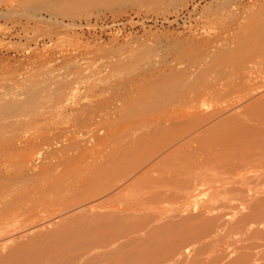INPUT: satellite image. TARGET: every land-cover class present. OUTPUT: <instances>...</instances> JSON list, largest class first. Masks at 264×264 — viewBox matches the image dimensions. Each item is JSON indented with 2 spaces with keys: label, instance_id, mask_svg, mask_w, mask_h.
<instances>
[{
  "label": "rangeland",
  "instance_id": "1",
  "mask_svg": "<svg viewBox=\"0 0 264 264\" xmlns=\"http://www.w3.org/2000/svg\"><path fill=\"white\" fill-rule=\"evenodd\" d=\"M257 13L259 14V16ZM253 14L254 15L257 14V15L254 16ZM263 17H264V0H0V106L1 105L5 106L7 104L9 105L11 104L10 106H12L13 104L14 105L13 108H16V109H13V108L11 109L10 106L8 105L9 107L7 108L6 106L7 108L6 110L3 109L0 111L1 115L6 111L5 112L6 114H3L2 116L0 115L1 116L0 118V127H1L0 128V149H3L4 147L3 151L0 150L1 151L0 155L2 154L0 156V169L2 170V171L0 170V174H1L0 179L2 177L4 178V179L2 178L1 180L3 182L8 183V186L10 187L9 189H13L15 187L14 186L15 184L16 185L21 184L23 186L24 184L27 185V182H28L29 186L32 187L31 188L32 190H30V192L33 191L32 192L33 194L35 192L34 189H36V192H37L39 190V187L43 185L47 187V186H50L49 185L50 183H52L51 184L52 187L50 186V191L51 189L52 190L54 189L52 192L48 193L47 191L44 194V191L49 190V188L45 187V190H42L44 189V186H43L42 189L40 188L39 190L41 192L43 191V193L40 192L42 195L39 196L38 194L39 191L37 193L35 192L36 193L35 195H32V193L30 194L32 195L30 196L32 202L36 201L38 197L40 199V201L39 199H38V202L36 201L37 203H39V207H37L38 204L35 202L36 203L35 208H38L39 210L41 205H43L42 208H44V205H45V208L43 210L40 209L42 212L39 210L40 213H38V216L40 214V217H41L42 216L41 213H42L43 217L44 215L45 216L47 215L48 218H52L56 216L58 212H60L59 209L61 210L63 203L65 205L66 202L69 203L67 201L68 199L70 198L75 199L74 196L76 192H74L75 194L72 193L74 194L72 195L71 193H66V191L71 192V189H72L74 191H77V193H80L82 188L85 187L84 185L87 183L92 188V190H93V186L95 187L97 185H100L101 187L103 183L102 184H98V183L99 181L101 182L102 179L103 180L105 179L103 177H104V174L106 176V173L103 174L102 172H107L106 170L108 168H106L105 170V167L110 166L107 163H110L111 159H113L112 166H114L115 163L121 161L120 159L121 157L122 159L125 156L128 157L129 152L130 154H133V155H136L137 152H141L142 151L140 150L141 148H139V150L136 151V148L134 147H137L138 149V147H142L145 144L149 145L150 144L149 139H151V144L149 146L146 145L147 147L145 146L147 149V152L152 146L156 145V143H159L165 137L171 136V123H169L171 122V120L173 121L174 124H176L177 128L179 127L183 128L187 126L188 122L192 119L204 117L206 115H212L219 111H221L222 113H220L217 119L226 117L230 112H232L236 108L235 100L241 96V95L237 96L238 93H236L235 95L231 93L232 89L235 88L233 87L234 83L235 85L238 84V82L246 84L243 86V89H244L243 93L242 91H240L242 95L247 93L248 89L250 92V87L248 88L247 85L251 84V82L256 83V84H264V78H263L264 77V67H262V64L259 65V63L262 60H264V50L262 53H257L256 48L254 47L255 51L253 49L252 50L253 52L250 51L251 53L249 52V54H246L245 60H241V59L235 60V58L229 57V54L234 49L239 48V46L241 45V42L245 43V41H248L249 43L251 42H255L258 44L264 43V18ZM247 20H248V23L246 22ZM250 20H252V22L254 23H252ZM261 20H262V23H261ZM257 22L260 24H257ZM245 23L246 25H244ZM249 23L251 24V27H248L250 26ZM246 26L248 28H246ZM239 35L242 37L240 38ZM231 46L232 47L234 46V47L232 48ZM219 53L221 56L219 55ZM246 56L248 57V59L254 58L252 59V61L251 59L249 60L251 61L253 65L249 63L248 59L246 60ZM259 56L263 58L260 57L259 59ZM229 58L232 60L227 61V59ZM252 71H254V73H252ZM259 71L261 72V74L259 73ZM255 73L256 75L252 76V74H255ZM258 74L261 76V77L259 76L260 79L259 77H257ZM45 75L48 76L47 77L48 79H46ZM49 75H50V78H49ZM43 77L47 80L46 82ZM40 80H42L43 82ZM144 83H147V84L144 85ZM241 83L238 84V87L240 86ZM182 85L184 88L182 87ZM245 86L247 87V90L244 88ZM151 87L153 88L151 89ZM194 87L195 89L196 88L197 89L196 91L193 90L194 92H192V89H194ZM238 87L236 86V91H238L240 87L242 86H240L239 89H237ZM209 88L211 89V91L209 90ZM175 89L177 91H182V92H183L182 89H184V96L181 95V97H183L182 99L180 96L178 97L176 96V100L175 98L171 100V98L175 97L171 94L173 93V90L175 91ZM188 89H191V90L189 91ZM220 90L223 92L222 94H224L226 90V93H228L229 91L231 95L229 93H228L229 95L225 93L223 96ZM234 90L235 89H233V91ZM161 91L162 92L165 91L166 93L165 92L162 93ZM197 91H198V94L203 96L201 98L202 100H200L199 104H196V106H194V107H197L198 109L190 110L188 109V106L185 105L186 103L185 101H189V99L191 100V98L194 95H197ZM27 92H29L30 94L32 93L31 95L34 96V99L39 96L38 95L39 92H41L40 93L41 97H43V95H46V97L44 96L41 99H39L40 97H38L35 99V101L33 99L32 101L33 104L35 103L36 105L38 103L36 105L37 107L33 106L32 103H31L32 105H30V102H29L28 106L26 107L27 109L30 110L29 111L25 109V106H26L25 104H27L28 103L27 101H29L28 100L29 97L27 95L30 96V94ZM252 92L253 91H251V93ZM213 93L214 95L216 93L221 95L222 97H220V100L215 101L216 100L215 97L217 98L218 95L216 94L214 96ZM251 93L245 94L246 96L243 95V97H247ZM152 94H154L155 96ZM161 94L163 96H161ZM190 94H193L192 97L190 96ZM211 94L213 95L212 99L214 100L210 99L212 96ZM25 95H26L27 103H25V99H22V98H25ZM158 96H160L161 98ZM207 97H209V99ZM154 99H156L157 101ZM138 101L140 102L139 104H141V106L143 105V103L144 104L147 103V106L143 105V106H146L145 109L143 107L141 108V106L137 104ZM13 102H16V103H13ZM133 102L136 103L137 106L133 104ZM21 104H22V107L23 105H25L24 108H22L21 110L23 111V109H25V111L27 112L24 111L25 112L24 113L20 111L19 108L21 107ZM128 105H130V107ZM148 106L149 108H147ZM128 107L130 111L127 110ZM17 108L19 111L17 110ZM134 108L136 111H134ZM8 109L9 110L11 109L13 111L10 110L11 111L10 112ZM145 111L149 115H147ZM142 113L146 115H143ZM167 118L168 119L170 118V120H168ZM144 119H146L147 121L145 122ZM148 120H149V123L152 121L150 125L147 124ZM154 122H157V124ZM160 122H161V125L159 124ZM162 124L164 125L163 126L164 129H166L164 131L162 128ZM168 124L170 125L168 126ZM2 126H3V129H2ZM151 126H155L153 127V129L157 128L156 126H158V130L162 128V132H161V129L159 131L160 133L158 132V130L156 131V129H154L153 131L151 129L152 128ZM149 128L151 129V131H148ZM142 131H144V134H146V136L150 135L152 137H156L158 140L156 139L157 141H155V139H152V137L149 138L150 136L148 137L149 139L146 137L145 139H143L144 137L138 136L140 134L142 135L143 133ZM131 132H133L134 134L133 133L130 134ZM1 133H3L4 135ZM164 133L166 135H164L162 139V135ZM105 134L106 136H104ZM120 135H122L123 138ZM159 135L161 136V139L159 138L160 137ZM132 136L134 137V139ZM139 137H141L142 140L139 141L140 139ZM112 138L114 141L116 140L115 138H117V140L114 142L113 140H111ZM125 141H127V143ZM107 142L108 143L110 142L113 145L108 144ZM153 142H154V145L152 144ZM106 144H108L109 146L108 145H107L108 147L105 146ZM126 144L128 145L126 146ZM122 145H124V147L125 146L128 147V149L129 147L133 145V147L131 148L133 150L131 149L128 150L127 148L120 149V146L122 147ZM103 147H106L105 149L107 152L106 151L104 152L105 149ZM145 147L142 148L143 149L142 152L144 154L140 155V157L134 156L137 158V160H135L136 158L135 159L133 158L135 162L136 161L139 162L140 160L141 162H145L144 160L148 156H150L147 154V152H145L146 151ZM118 149H120V151L123 150L124 154L126 153L125 151L126 149L129 152L127 151L128 152L127 155L126 154L124 155L122 152H119ZM20 151H22L23 153ZM101 151L103 152L101 153ZM133 151H136V153L135 154L131 153ZM110 152L112 153V155H110ZM13 153L14 154L16 153L15 157H13L14 156ZM97 153L99 155H105L104 153H106V155L99 157ZM118 153H122V154H119L120 156H118ZM11 154L13 156H11ZM145 154L147 157H144L143 158L144 160H143L142 156H145ZM4 155L5 156L7 155L6 158H4L5 157ZM93 155H95L96 158L95 156L93 157ZM109 156L111 159L107 160ZM161 156H160L161 159L158 156L160 161L163 158V155ZM88 157L89 158L91 157V159L92 158L93 159L91 160ZM155 157L156 158L146 159L145 163L147 167L150 166L151 168L152 166L153 168L154 163H155V166H156L155 168L157 169V171H159L158 169H161V171H163L162 173H164L165 170H167L166 168H162L164 167L163 166L164 163L161 165H158V167L162 166L161 168H157L159 159L157 160V156ZM117 158H119V161ZM115 159L117 160L114 163ZM125 159L126 158H124V160ZM147 160L148 161L150 160V163L155 160L156 161L153 162V164L152 163L149 164ZM64 161H67V162H64ZM90 161L91 162L93 161L94 166ZM61 162L63 163L62 165H60ZM82 162L84 163L83 165H82ZM138 162L136 163L137 165H135L136 167L142 164L141 163L138 165ZM161 162H164V161H161ZM3 163L10 164V166L5 167V164L2 165ZM90 163L92 164V166L90 165ZM95 163L97 164L100 163L99 164L100 172L96 170V168L99 169V167L98 166L96 167ZM79 165H82L83 168H80L82 166L79 167ZM87 167H88V170H87ZM92 167L96 170L95 172H92V174L95 173L96 175V172H97L98 173L97 175H99V173L100 175L97 176V180H96V177H94L90 172L91 175L87 174V180H88L87 181L85 178L86 174L84 175V173H86L85 171L89 173ZM77 168H78V171H77ZM150 168H147L146 171L148 172ZM152 168L151 170H149L150 172L152 171ZM66 169L68 170V173H66L67 172ZM142 169L143 168L141 166L140 170L135 171L133 180L134 179L137 180L134 182H136L140 188L145 183V186H144L145 189H143L144 187H142L141 192H144L146 191V189L149 188V187L146 188V185L151 186L150 183H152V180L154 183L152 187L158 184L160 188L156 187L155 191L156 193H158L161 190V194L158 193L159 195L156 196V198H158L159 196L160 198L158 199L155 198V195H154L155 191L153 190L151 192H148L147 194L149 195L150 193L151 196L153 195L152 197L149 196L151 197V200L160 199L159 202L157 201L158 203H155L156 201L152 202L153 200L150 201V199H148L149 197H145V196L141 198L142 201L144 198L145 199L147 198L150 202H146L147 199L146 200L144 199L143 204L141 205L140 203H142V201L140 199L138 201L127 200L130 203L127 201L125 202L126 199H123L125 197L122 195L124 191L122 192V190L118 188H120V186L122 187V185L125 184L127 180L129 181V183L133 182L132 177H131L132 181L130 180V177L129 178L126 177L127 173L126 175L123 173L122 175L120 174L121 176L124 175L123 177H125L124 179H126L123 182H121L120 175L116 174L118 176L120 185L118 188H115L113 190L115 193L111 195L110 198L107 196L108 191L104 193L105 196L103 195L101 196V194L98 193V195L100 196L98 198L99 200L98 201L97 198L94 196H98L96 195L97 194L96 192L97 191L100 192V189L96 191L94 189L93 191H95L94 193L96 194H91L93 193L91 188L86 187L85 189H87L90 192V194L86 190L85 196L87 198L84 197V194H83L84 190H83L80 193V195L82 196L83 194L82 197H84L83 200L84 199L85 200L83 201L81 198V199H78V202L80 200L81 203L84 202L87 207H90L92 203H89V202H95L96 200L95 202L96 206L100 204V206H102L103 208L111 209L110 210L111 213H115V212L117 213V214L115 213V215H123L124 212L128 208H133L132 206H134L136 202L139 203L140 205L139 206L137 204L139 207L135 205V207L137 206L138 208H145L146 206H150L151 208L153 207L152 209L157 211L158 206H159L158 215H159V212L161 211L166 212L167 210H169L170 208L168 206L170 205L173 206V207L170 206L171 211L174 210L173 212H176V213H173V212L166 213V215L167 214L169 215L170 213L171 214L169 216L168 215L165 216L166 218L163 216V218H165L163 222L158 224V226L157 225L152 226V229L158 228L167 222H171V221L174 222L175 219L176 221L179 220L180 219L178 218L179 215L180 216L182 215L181 218H184V216L186 217L189 214V212L192 211V209L193 211L191 213L195 214L196 211L194 212V210L196 209L194 208H191L189 212L183 210L184 208H182V210L180 208L183 205V203L188 200V198H182L181 200L180 199H176V200H173V199L166 200L165 199L166 195L170 196L168 190L165 189L166 187H168V184L166 181H167V177L169 176L168 173L170 172H167L168 174L167 177H162V179L163 178L166 179V181H164V179L162 180L161 177L158 178V175H157L158 172L155 174L152 171L151 173L153 175L151 174L152 175L151 178L153 177V179L151 180L150 178V181H148L150 183H146V180H149V178H147L144 175L145 178L143 179V182H142L143 184H142L140 182L143 177L142 174H147V173H144ZM60 171L62 172V174L60 173ZM76 171L79 172L80 174L76 173ZM91 171H94V170L92 169ZM64 172L67 175L68 174L70 175L67 176L66 174H64ZM150 172H148L149 173L148 177L150 175ZM140 173L142 174L140 175ZM2 175H6V176L8 175V177L10 176V178H7L6 176H2ZM41 175L42 176L45 175L43 176L44 178ZM79 175H82V176H79ZM156 175L159 180L154 179V176L156 178ZM18 176L20 177L18 178ZM37 176L39 177L41 176V177L40 178L38 177L39 178L38 179ZM75 176L77 177L75 178ZM90 176H93V178L95 179L92 180ZM159 176H161V173H159ZM163 176H166V174H164ZM26 177L28 178V180H25L27 179ZM55 177H57L59 180L61 178L59 183H58V179ZM70 177L75 178V180L73 181ZM79 178H81V180H79ZM41 179H42V182H41ZM70 179L72 180V182ZM118 179H116L115 181H117ZM160 179L162 180V182L164 181L163 183H166V184H160L162 183L160 182L161 181ZM56 180H57V183L55 182ZM63 180H65L66 182ZM22 181H23V184L20 183ZM51 181H53L54 183ZM76 181L78 185L80 181H82V183L86 181L84 182L85 184L83 183L82 185L83 187L81 186L80 188L81 190L80 189L76 190V187L78 185L74 188V184L76 183ZM95 181L98 182L96 183L97 185L93 184ZM105 181H108V180H105ZM37 182L39 183L44 182V183L43 185L40 184V186H38L39 183L37 184ZM64 182L67 183L65 184L66 187L69 186V183H70L71 188L67 187V189L68 188L69 189L66 190L64 186ZM139 182L141 183V186L139 185L140 184ZM32 183L35 186L32 185ZM71 183L73 186H71ZM129 183H126V184L128 185ZM56 184L57 185L59 184L58 187L56 186ZM126 184L123 185V187L125 186L124 188H122L123 190L126 188L127 186ZM161 185L166 186V187L163 186L164 192L161 189L162 188ZM33 187H36V188H33ZM55 187H57V189ZM104 187L106 186H103V189ZM152 187L150 189H152ZM77 188H79V186ZM14 189H16V187ZM60 189H64L65 193L62 190L63 195L61 194ZM96 189H98V187ZM103 189L101 190V193L103 192ZM106 189L107 188H105V190ZM117 189L118 191L119 190L120 191L116 193ZM136 190H138V187L136 188ZM235 190L239 192H243V190H240V189L239 190L231 189V192L233 193ZM113 191L111 190L109 192H111L112 194ZM202 191L205 193L203 194ZM139 192H140V189H139ZM163 193H165L166 195L163 196ZM58 194H61V195H58ZM88 194L90 195L89 196L90 198H92V196L94 195L93 197L95 199H92V200L89 199V202H88L87 201L89 198ZM117 194H119L121 197L123 196V198H120V200L121 202L122 200H124V202L122 203H124L127 206L126 209L124 208L125 207L124 204H121V205L119 204L120 206L117 205L116 201L119 199L117 198L118 196ZM198 194H200L199 195L200 197L198 196V198L201 199L200 201L207 200V197L209 196L208 195L206 199L204 200L205 198L204 196H206L208 193L206 194V191L203 189H201ZM76 195H77L76 198H78V196L80 197V195L78 194ZM108 195H110V193H108ZM41 196L43 200L40 198ZM54 196L55 197L57 196L58 198L52 201L53 200L52 197L54 198ZM201 196L203 198H201ZM163 197L165 200L163 199ZM105 198H106L107 203H105L106 201L104 202ZM113 198H116V201H114L115 199ZM74 199H73V202H75ZM183 199L184 200L186 199V200L184 201ZM108 201L109 202L111 201V204L109 206L108 205L105 206V204L109 203ZM241 201H244V198L242 200V197H241ZM71 202L72 200L70 201V205H72L73 203ZM131 202L132 203L135 202V203L131 204ZM127 204L129 205L131 204V207H129ZM145 204L146 206H144ZM122 205L124 206L123 208H121ZM153 205L157 206L155 207L156 209L154 208ZM160 205H162L161 206L162 208L160 207ZM233 205L234 206L232 207L230 206L231 211L228 210L224 212L223 215H226V216L227 215L229 216V214H231L230 216H232L233 214L236 215L239 212L241 205L240 204H236V205L233 204ZM59 206L61 207L59 208ZM71 207L69 209L68 204L67 206L66 205L63 206L62 210L65 209V211H61V213L63 212L67 213L68 212L67 209L71 210ZM74 207H75V204L73 203V208ZM150 207H147V208H150ZM176 209H179V210H176ZM46 210H48V212L51 211L49 212L50 214ZM118 210H121V211H118ZM151 210L147 211L149 212V214L147 212L146 213L143 212V213H140V215L147 214L148 216L150 215L151 217L156 218L157 217L155 214L156 211L153 210V212H155L153 213ZM117 211L119 213L120 212L122 213L123 211L124 212L123 214L121 213L119 214ZM177 211H181V213ZM182 211L183 213L185 212V214L187 213L188 214L183 215ZM257 211L251 212L253 215L251 213H247L248 216L251 214L250 217L246 216V218H244V220L240 223H235V219H234L232 221L227 220L228 222L227 223L228 225H226L227 227H224L223 223L222 224L219 223L220 225L217 224V226L214 225L213 228L209 230L207 233H205L203 237L198 239V241L195 240L189 244V245L192 244V246L197 245L192 250V253L190 251L191 253L189 254L190 258L188 257V254H186L188 253V251L186 252V249H185V247L187 248L188 246H184L181 249V251L183 250L185 251V252L183 251L185 253L184 254L185 257L183 258V261L182 259L176 261L177 256L174 257L175 255L171 256V258H168L167 260L170 259L171 264L175 262H177L175 264H183V263L193 264L197 262V261H194V259L198 260V263L196 264H208V262L210 264V261L212 262L211 264H219L221 261L222 262L220 264H224V263L227 264L229 262H230L229 264H231L234 258H236L238 254H236V256L230 255L231 253L230 247L231 248L235 247V245L239 244V242L241 243L242 240L246 241L245 240L246 238L243 239L244 236L245 237L248 236L247 240H249L250 238L248 234H245L246 233L245 230H247L246 226L248 225V223L250 222L253 223L255 221L256 224L259 225L260 222L262 223L264 221L263 220L264 212H261V211H264V208L259 209L258 212ZM52 212L53 213L57 212V213L53 214ZM256 212L258 214L260 213L259 215L260 217L257 216L258 214ZM51 214H52V217H51ZM105 214L107 213L105 212ZM136 215L138 216L139 214H136ZM262 215H263V218H262ZM254 216H257V218H255ZM173 217L174 219H172ZM72 218L73 217H71L70 219ZM253 218H255V220ZM259 218H260V222L258 221ZM261 219L263 221H261ZM200 220L202 221V219H199V222ZM196 222H198V219L196 220ZM246 222H247V225H246ZM62 223H65V222H62ZM59 225L55 226V228L53 227L52 228L53 231L56 230V228L57 229L61 228ZM52 229L47 230V232L51 231ZM143 229H145V226H143ZM217 229H219V232H221L223 229L224 231H222V233H219L218 236H216L215 238L213 237L214 239L213 238L210 239V240H213L214 242L215 241L217 242V243H213V247H212V244L210 243V241H206L205 238L206 236L207 237L209 235L211 236L212 233L218 231ZM237 229H239L240 234L238 233ZM241 229L244 231H242ZM261 229H263L264 231V227ZM240 230L243 233L245 232L244 235L240 232ZM151 231L152 230L149 229V231L145 233L149 235ZM43 232H45V230ZM227 232L228 234L230 232L231 233L228 235ZM145 233L143 234L142 238L141 236H139L140 241L142 240L146 241V239H148ZM223 233L225 235H223ZM37 234L39 236L45 235V233L43 234L39 232ZM220 234H222L224 237L222 235L220 236ZM129 237L126 239H129ZM37 238L38 237L36 235L35 239ZM24 239L26 240L27 238L24 237L23 240ZM35 239L33 238L31 240H35ZM236 239H239V240L237 241ZM28 240L29 239H27V242ZM199 241H200V244L198 243ZM231 241L233 242L231 243ZM193 242L195 243L193 244ZM26 243H23L22 241V243L20 242L19 245L26 244ZM204 243H205V246L201 245ZM233 243H235L234 246H233ZM225 244L226 246H224ZM241 245L243 244H239V246ZM198 246L199 247L202 246V249H198ZM239 246L236 245V247H239ZM204 247H207V248H204ZM226 247H229V249ZM196 249H198L199 250L198 253H201L202 255L201 254L199 255L198 253H196L197 252ZM210 250H212V252H210ZM219 252L222 254H220ZM244 252L245 254L250 253L249 251H244ZM211 253L213 255H211ZM215 253L218 256L216 255L214 257ZM194 255L196 256V258H194L195 257ZM207 255L210 257H208ZM228 255H230L229 258H228ZM200 257L202 258V260L197 259ZM220 257L222 258V260ZM254 257L255 255L250 258L251 260L250 259L247 260L246 263L240 262L238 264H243V263L244 264H251V263L255 264L257 263V261H260L257 264H262V263L264 264L263 262L264 260H262V258L264 259V250L259 251L256 257L255 258ZM254 260L256 262H254ZM153 263L158 264V261L155 260V262L153 261L151 264Z\"/></svg>",
  "mask_w": 264,
  "mask_h": 264
},
{
  "label": "bare ground",
  "instance_id": "2",
  "mask_svg": "<svg viewBox=\"0 0 264 264\" xmlns=\"http://www.w3.org/2000/svg\"><path fill=\"white\" fill-rule=\"evenodd\" d=\"M257 14H255V15H257ZM258 16H259V14H258ZM262 20H261V23H262ZM250 21L252 22V20H250ZM246 22L248 23V20ZM252 23H254V22H252ZM257 24H260V23L257 22ZM244 25H246V23ZM247 26H246V28L251 27V24H250V26H248V27ZM246 34H247V32H246ZM253 34H254V32H253ZM241 37L242 36H240V38ZM242 39H244V38H242ZM246 40H248V39H246ZM234 42H235V40H234ZM234 46H236V45H234ZM254 47L256 48L257 53H262L263 50H264V43H262V44H258V43H255V42L249 43L248 41H245V43L241 42V45L239 46V48H236L233 51L231 49L232 52L229 54V57L235 58V60H237V59L245 60V55L246 54H249L250 51L253 52L252 51L253 49L255 51ZM229 51H228V53H229ZM246 52H248V53H246ZM228 53H227V55H228ZM253 54H255V53H253ZM219 55H220V53H219ZM250 55H252V54H250ZM247 56H246V60L248 59ZM260 57L261 56H259V59H260ZM249 58H250V56H249ZM261 58H263V57H261ZM220 59H222V58H220ZM250 59L252 61V59H254V58H250ZM250 59H248V61ZM228 60L230 61L232 59L229 58V59H227V61ZM251 61H249V63H251ZM263 61L264 60H262L261 62L259 61L260 62L259 65L262 64V67H264V62ZM211 64H212V62H211ZM243 70H245V69H243ZM257 70H258V68H257ZM261 71H263V70H261ZM252 73H254V71H252ZM259 73L261 74L260 71H259ZM253 75L255 76L256 73L252 74V76ZM259 76L260 75L258 74L257 77H259ZM47 77L48 76H46V79H48ZM260 77H259V79H260ZM49 78H50V75H49ZM46 79H45V82L47 81ZM63 79H64V77H63ZM256 79H258V78H256ZM40 81H42V80H40ZM259 82H260V80H259ZM35 83H37V82H35ZM239 83H241V82H238V84ZM146 84L147 83H144V85H146ZM164 84H162V85H164ZM238 84H236V85H235V83L233 84V87H235V88H233V89H235L234 91H236V86L238 87ZM241 84H240V86H242V87L239 86L241 90L239 89V87L237 88L239 90L236 91V92H234L233 89H232V91L234 93L230 90L232 94L235 95L236 93H238L237 96L238 95H241V96L235 100L236 108L232 112H230L226 117L221 118V119H217L219 117L220 113H222L221 111H219V112H217L215 114H212V115H206L204 117H199V118L192 119V120H190L188 122L187 126H185L183 128L182 127L181 128L180 127L177 128L176 124H174L173 121L171 120V122H169V123H171V136L165 137L163 139L164 135H166L164 133L162 135V139L163 140H161L159 143H156V145H154V142H153L152 144L154 146H152L148 150V152H147V149H146V147H147L146 145H148V144L144 143L145 145L142 146V147H138V149H137V147H134V148H136V151H138L139 148H141L140 150L143 151L142 148H144L146 146L145 147V149H146L145 152H147V154L150 155V156L147 157L146 154H145V156H142V159L144 157H147L149 159L150 158H156L155 156H157V160H158L159 158L161 159V157H162L161 155H163V158H162L161 161H164V162H161L160 159H159L158 160L159 163L157 164L158 161L156 162L157 168H161L162 166L158 167V165H161V164L164 163V165H163L164 167H162V168H166L168 171L165 170L164 173H162L163 171H161V169H158L159 171H157V169L155 168L156 167L155 163H154V167H153L154 170H153V168L151 166L153 173L156 174L158 172L157 173L158 178L161 177V179H162V177H167L168 174H169V176L167 177V181H166V179L163 178L164 181L167 182L168 187H166L165 185H163V186L166 187L165 189L168 190L170 196L165 194L167 192L163 193V196L166 195L165 196L166 200H170V199H173V200L180 199L181 200L182 198H188V200L186 202H184L183 205L180 208H181V210H182V208H184L183 210H185L187 212H189V210L191 208H194V209H196V210H194V212L196 211L195 214L191 213L193 211V209H192V211L189 212V214L187 213L188 215L185 214V212L183 213V211H182L183 215L184 214L187 215L186 217L184 216V218H181L182 215L181 216L179 215L178 218H180V219L177 220V221L175 219L176 222L175 221L174 222H172V221L171 222H167V223L161 225L158 228L152 229V226H154V225L158 226V224L163 222V220L166 218L165 216L168 215V214L166 215V213H169V212L172 213L174 211V210L171 211V207H173V206H171V205H170L171 207L168 206L170 209L167 210L166 212H164V211L162 212L161 209H160L161 212H159V215H158L159 206H158V210L157 211L152 209L153 207L151 208L150 206H146V204L144 205V206H146L145 208H138L141 204H143V201L145 199L144 198L143 201H142L141 198L143 196H145V197L151 196L150 193H149V195H147L148 192H151L152 190L155 191V188L159 187L158 184L154 185V187H152V185L154 183H153V180H152L153 177L151 178V176L153 174L151 173L152 171L151 172L149 171V170H151L149 164H151V163L153 164V162H155L156 160L151 162V163H150V160L149 161L147 160L149 162V164L147 162L149 167H147V165L145 163L147 158L145 160L143 159L145 162H141V160L139 162L138 161L135 162V160H137V158L134 157V156L140 157V155H142L144 153L141 151L142 153L141 152H137V153H139V154H137L136 151H133L131 153H134V154L136 153V155L130 154V152L128 150L131 149L133 147V145L132 146L130 145L131 147H129V149H128V147H126L129 144L128 143V144H126L125 147H124V145H122V147L120 146V149L121 148H127L128 149V150L124 149L126 151V153H125L126 155L129 152L128 157L125 156L124 157V158H126L125 160H124V158L122 159V157H121L120 158L121 161L117 162V163H115V162H116L117 159L119 161V158L115 159V161H114L115 164H114V166H112L113 165L112 164L113 163L112 162L113 159H111L110 156H109L108 157L109 159L107 158V160L111 159V162L109 161L111 164L107 163L110 166L106 165L107 167H105V170H106V168L109 169V167H110V169L109 170L107 169L106 170L107 172H102L103 174L106 173V176L104 174V177H103L105 179L104 180L102 179L101 182L99 181V183L97 181H95L93 183L95 185H97L96 183H98V184H102L103 183L102 185L106 186V187H104V189H103L102 185H101V187H100V185H97L95 187L93 186V190L95 189V191L100 189V192L97 191L96 192L97 194H96V193H94L95 191H93L92 188L88 185V183L87 184L84 183L86 181L83 182L85 184L84 185L85 187L82 188V190L80 189L81 186L83 185L82 181H80L81 185H80V183L78 185L77 181L75 183L76 185L74 184V188L77 185L79 186V188H77L78 186L76 187V190L80 189L81 192L84 190V193H83L84 197H86L85 196L86 195L85 191L87 190L85 188L89 187V188H91V190L93 192L91 194L98 195V193H100L101 196L102 195L105 196L104 193L108 191V193H110V195H108V193H107V196L110 198V196L115 193L113 190L115 188H118L119 185H120L117 175H120V174L122 175V173L126 175V173H127L126 177L127 178L130 177V180H131V177H132V180H133V176L135 175V171L136 170H140V168L142 166V168H143L142 171L144 173H147V174H142L143 172L140 173V175L141 174L143 175V177L141 176L142 179H141L140 182L142 183L143 179L146 176L147 178H149V180H146V183H150L148 181H150V178H151V180H152V183H150L151 186L146 185V188L147 187H149V188L146 189V191L143 190L144 192H141V189H142V187L145 186V183H144V185L141 186V183L139 182L140 183L139 185L141 186V188H140L138 186V184L136 182H134V181H137L136 179H134L133 182H130V183L127 180V182H125V184L126 183H129V184L128 185L126 184L127 186H126V188L124 190L122 188L125 187V186L123 187V185H125V184H123L122 187L120 186V188H118V189H121L122 192L124 191L123 194L122 193L121 194L125 198H123V196L121 197L119 195L120 193L117 194L119 196V197L117 196V198H119L117 200L119 203L116 201V198H113V199H115L114 201H116L117 205L124 204V203H122V202H124V200H122V202H121L120 198L126 199L125 202L127 200L138 201L139 199L142 201V203H140V205L137 202H136V204H134L135 202L132 203L133 202L132 201L131 204H134V206H132L133 208H128L125 212L123 211L124 214H123V212L122 213L120 212L124 216L123 215H115L116 212L115 213H111V211H110L111 209L103 208L102 206H100V204L97 205V206H99V207H97L95 205L96 204L95 203L96 200H95V202H89V199L92 200V199H95L94 197H96L97 200H98V198L100 196L99 195L98 196H94L93 195L94 197L92 196V198H90L89 197L90 196L89 195L90 192L88 190H87V192L89 193L88 194L89 198H88L87 201L89 203H92V205H90V207H87L84 202L81 203L80 200L78 202V199L82 198V200H83V198H84V197H82L83 194L81 196L80 195V193H81L80 191H78L80 193H77V191H74V190L71 189V192H67L66 191V193H71L72 194V193L76 192V194L80 195V197L78 196V198H76L77 195L74 193L75 194V196H74L75 199L74 198L73 199L77 203V205H76L75 202H73V199L70 198L72 200V202L75 204L74 208H73V203L71 202L72 205H70V201L71 200L68 199L67 201L69 203L66 202L65 205L67 206V204H68V208L69 209H70L71 206L72 207H71V210L67 209V211H68L67 213L66 212L65 213L64 212L61 213V211H65V209L62 210L63 206H65L64 203H63L61 210L59 209V211H60V212H58L59 214L57 212H54V213L52 212L53 214L57 213L56 216L52 217V214H51L52 218H48L47 215L46 216L44 215V217H43V214L41 213L42 216L40 217V214L38 216V213H40L39 210L40 209L43 210L45 208V205H44V208H42L43 205H41L39 210H38V208H35L36 207L35 204L38 202L39 197H38V199H36L37 202L36 201L32 202L30 196L35 195L40 190V188L42 189V187L44 186L43 185L44 182L41 183L42 179H41V182L40 183L37 182V184L39 183L38 186H40V184L43 185V186L39 187V190L37 192H36V189H34V191L36 193L34 192V194H33L32 193L33 191L30 192V190H32L31 189L32 187L29 186L28 182H27L28 186L25 185V184H24L25 186L24 185L22 186L20 184L21 185V187H20L19 184H17V185L15 184L14 186L16 187V189H14L15 187L13 189H9L10 187L8 186V183L3 182L1 180L3 178L2 177L0 179L1 180L0 181V264H151L153 261L155 262V260L158 261V264H171L170 259L169 260H167V259L171 258V256H174V255H175L174 257L177 256L176 261L181 260V259L183 261V258L185 257L184 256V254H185L184 252L185 251L183 250L184 251L183 252V251H181V249L184 246H188L187 248L185 247V249H186V252L188 251V253H186V254H188V257H189L190 256L189 254H191L192 250L195 248V246H197V245L192 246V244L191 245H189V244L192 243V241H195V240L198 241V239L203 237V235L205 233H207L209 230H211L214 225L217 226V224H219V223L222 224L223 223L224 227H227L226 226V225H228L227 224L228 223L227 220L232 221L234 219H235V223H240V222H242L244 220V218H246V216H248L247 213H251V212H254V211H257V210L259 211V209H263L264 208V84H256V83H252L251 82L252 85L251 84L247 85L248 88L250 87V92H249V89L247 90V87L245 86L244 88L247 90V93H245V91H244L245 94H249V93H251V91H253L247 97H243V95H245V94L242 95L243 90H244L243 86L246 85V84H244V83H241ZM138 85H140V84H138ZM32 86H33V84H32ZM35 86H36V84H35ZM188 86H187V88H188ZM182 87H183V85H182ZM55 88H57V87H55ZM152 88L153 87H151V89ZM196 89L194 87V89H192V92L196 91ZM40 90H41V88H40ZM42 90H43V88H42ZM160 90H159V92H160ZM182 90H183V92L182 91H177L176 89H175V91L173 90V93H171V94L173 96H175V97L171 98V100L174 99V98L176 100V96L177 97L178 96L181 97V95L184 96V89H182ZM188 90L190 91L191 89H188ZM206 90H208V89H206ZM209 90L211 91L210 88H209ZM221 90H220V92L222 94L223 90L222 91ZM36 91H34V92H36ZM165 91H163V92H165ZM240 91H242V93H240ZM27 93H29V92H27ZM40 93L41 92H39V94H38L39 95L38 97H40L39 99L43 98L44 96L46 97V95H43V97H41ZM206 93H207V91H206ZM225 93H226V90H225ZM228 93H229V91H228ZM228 93H226V94H228ZM31 94H30V96L27 95L29 97V98L27 97L28 100H29V101H27L28 103L26 102V95H25V98H22V99H25V103H27V104H25L26 106L23 105V107H22V104H21V107L19 108L21 112H24L25 109H27L26 107L28 106L29 102H30V105L33 104L32 101L34 99V96L31 95ZM224 94H222V95L224 96ZM152 95H154V94H152ZM192 95L193 94H190L191 97H192ZM213 95H214V93H213ZM213 95L210 98L211 100H214V99H212ZM217 95H218L217 96L218 99L215 97V99H216L215 101L220 100V97H222L219 94H217ZM161 96H163V95L161 94ZM237 96H235V97H237ZM38 97H36V98H38ZM158 97H160V96H158ZM202 97L203 96L198 94V91H197V95H194L191 98V100L189 99V101H185L186 102L185 105L188 106V109H190V110L191 109L192 110H196L198 108L194 107V106H196V104H199L200 100H202L201 99ZM182 98L183 97H181V99ZM207 98L209 99V97H207ZM35 99H34V101H35ZM154 100H156V99H154ZM14 101H16V100H14ZM13 103H16V102H13ZM139 103L140 102L138 101L137 104L141 106V104H139ZM133 104H135L137 106L136 103L133 102ZM8 105L9 104H7L5 106L1 105L3 107L0 106V108H1L0 111L3 110V109L6 110L11 104L9 106ZM30 105H29V107H30ZM36 105H35V103L33 104V106H36ZM143 105L147 106V103H145V104L143 103ZM143 105L141 106V108L143 107L145 109L146 106H143ZM6 106H7V108H6ZM24 106H25V109H23V111H22L21 109L24 108ZM128 106L130 107V105H128ZM13 107H14V105L12 104V106H10V108L12 109ZM16 107H18V106H16ZM129 107H128L127 110H129ZM55 108H56V106H55ZM147 108H149V106ZM13 109H16V108H13ZM8 110H7V112H8ZM17 110H18V108H17ZM27 110H29V109H27ZM11 111H13V110H11ZM134 111H136L135 108H134ZM5 112L3 114H6ZM25 112H27V111H25ZM55 113H57V112H55ZM8 114H9V112H8ZM146 114H147V112H146ZM146 114H143V115H146ZM26 115H28V114H26ZM137 115H138V113H137ZM147 115H149V114H147ZM1 116H0V118H1ZM122 118H124V117H122ZM146 119H144L145 122L147 121ZM4 120H5V118H4ZM168 120H170V118ZM125 121H127V120H125ZM129 121H130V119H129ZM151 122L149 123V120H148L147 124L150 125ZM154 123L157 124V122H154ZM159 124L161 125V122ZM2 125H3V123H2ZM169 125L170 124H168V126ZM146 126H148V125H146ZM158 126H156L157 128H154V129H156V131L158 130ZM163 126L164 125L162 124V128H163V131H164L166 129H164ZM151 127H152L151 129L154 131L153 127H155V126H151ZM4 128H6V127H4ZM162 128H160L161 132H162ZM2 129H3V126H2ZM151 129L149 128L148 131H151ZM160 129L158 130V132L160 131ZM112 130H113V128H112ZM142 132H143L142 135L139 132L140 135H138V136L144 137L143 139H145V137L148 138L150 136V135L146 136V134H144V131H142ZM3 133H1V134H3ZM132 133L133 132H131L130 134H132ZM143 134H144V136H143ZM122 135H120V136H122ZM104 136H106V134ZM141 137H139L140 138L139 141L142 140ZM151 137L152 136H150L149 138H151ZM122 138H123V136H122ZM159 138L161 139V136ZM115 139L117 140V138H115ZM130 139H132V138H130ZM133 139H134V137H133ZM152 139H155V141L158 140L156 137H152ZM111 140H113V138ZM149 141L148 142L151 144V139H149ZM125 142L127 143V141H125ZM30 143H31V141H30ZM3 144H4V142H3ZM108 144H112V143L109 142ZM108 144H106L105 146H107ZM1 145H2V143H1ZM136 145H137V143H136ZM114 146H116V145H114ZM117 147H119V146H117ZM103 148L105 149L106 147H103ZM3 149H4V147H3ZM3 149H0V150L3 151ZM108 149H110V148H108ZM120 149H118V151L123 153V150L120 151ZM131 150H133V149H131ZM105 151H106V149L104 150V152ZM20 152H22V151H20ZM99 152H100V150H99ZM102 152L103 151H101V153ZM111 152H112V150H111ZM111 152H110V155H112ZM18 153H19V151H18ZM122 153H118V156H120L119 154H122ZM15 154L13 153L14 156L12 154H11V156L15 157ZM104 154L106 155V153H104ZM105 155H99V157L105 156ZM6 156L4 158H6ZM94 156L95 155H93V157ZM158 156H159V158H158ZM91 157H92V155H91ZM91 157L90 158L88 157V158L91 159ZM99 157H97V158H99ZM95 158H96V156H95ZM133 158L134 159L136 158V159L134 160ZM7 159H8V157H7ZM69 160H71V159H69ZM100 160H101V158H100ZM67 161H64V162H67ZM78 162H79V160H78ZM97 162H99V161H97ZM137 162H138V165L141 164V163L143 165L141 164L140 166H137V167H139V168H137L135 166V165H137L136 164ZM91 163L93 164V161ZM91 163H90V165L92 166ZM4 164H5V167L10 166V164H6V163H3L2 165H4ZM62 164L63 163L61 162L60 165H62ZM66 164H68V163H66ZM83 164L84 163L82 162V165ZM95 164H96V167L97 166L99 167L100 163H98V164L95 163ZM82 165H79V167L82 166ZM91 166H90V168H91ZM93 166H94V164H93ZM144 166H146V167H144ZM72 167H74V166H72ZM135 167H136V169H135ZM80 168H83V166L80 167ZM147 168H150L148 170V172H150L149 177H148L149 173L146 171ZM70 169H72V168H70ZM92 169L94 171H91ZM92 169L89 171V173H87V171H85L86 173H84V175L86 174L85 175L86 176L85 177L86 180H87V174L91 175L92 172H95L96 170H98V172H100L99 171L100 167H99V169L96 168V170L93 167H92ZM144 169H145L146 172L144 171ZM87 170H88V167H87ZM66 171H67L66 173H68L67 169H66ZM77 171H78V168H77ZM77 171H76V173L80 174ZM72 172H73V170H72ZM90 172H91V174H90ZM167 172H170V173L167 174ZM60 173L62 174L61 171H60ZM66 173L64 172V174H66ZM159 173H161V176H159ZM97 174H98L97 172H96V175H95V173L92 174L94 177H96V180H97V176H99L100 173H99V175H97ZM136 174H138V173H136ZM162 174L163 175L166 174V176H163ZM45 175H43V176H45ZM47 175H48V173H47ZM68 175H70V174H68ZM121 175H120L121 182H123L126 179H124L125 178V177H123L124 175L123 176H121ZM157 175H156V178L154 176L155 180H159L157 178ZM2 176H6V175H2ZM77 176H75V178ZM79 176H82V175H79ZM93 176H90L92 178V180L95 179V178H93ZM6 177L10 178V176L8 177V175ZM19 177L20 176H18V178ZM38 177L39 176H37V178ZM73 177L72 178L70 177V178L74 181L75 178H73ZM24 178H25V176H24ZM55 178H57V177H55ZM61 178H60V180H61ZM114 178H116L118 180L115 181L116 179H114ZM88 179H89V177H88ZM5 180H6V178H5ZM25 180H28V178L25 179ZM35 180H37V179H35ZM53 180H55V179H53ZM60 180L58 179V183H59ZM72 180H71V182H72ZM79 180H81V178H79ZM105 180H108V181H105ZM155 180H154V182H155ZM162 180L160 182H162ZM15 181H13V182H15ZM63 181H65V180H63ZM51 182H53V181H51ZM55 182L57 183V180ZM65 182H64V186H65V184H67ZM115 182H117V183H115ZM163 182L160 183V184H166V183H163ZM20 183L23 184V181L20 182ZM51 184L52 183H50L49 185L51 186ZM32 185H34V184L32 183ZM58 185L56 184L57 187H58ZM17 186H18V188H17ZM50 186H47L49 188V190L44 191V194L47 191H48V193H50V192H52L54 190V189L53 190L51 189V191H50ZM71 186H73L72 183H71ZM163 186L161 185V187H162L161 189L164 192ZM45 187L46 186H44V189H42V190H45ZM57 187H55V188L57 189ZM67 187H70V183H69V186H67ZM67 187L65 186L66 190L69 189V188L67 189ZM97 187H98V189H96ZM137 187H138V190H136ZM151 187H152V189H150ZM33 188H36V187H33ZM59 188H61V187H59ZM105 188H107V189L105 190ZM102 189H103V192L101 193ZM118 189H117V191L115 190L116 193L120 191V190L118 191ZM139 189H140V192H139ZM143 189H145V187ZM201 189L205 190L206 194L208 193L206 196H204L205 197L204 200L209 195L207 197V200H205V201H200L201 199L198 198V196L200 195L198 193L200 192ZM231 189H238V190L240 189V190H243V192H239V191L235 190L232 193ZM60 190L59 191L62 194L63 193L62 190L64 191V189H60ZM111 190L113 191L112 194H111V192H109ZM40 192L41 191L38 192L39 196L42 195L41 193H43V191L41 193ZM31 193H32V195H30ZM64 193H65V191H64ZM158 193L161 194V190ZM158 193H156V191H155V194H154L155 198H156L157 195H159ZM202 193L204 194L205 192L202 191ZM61 194H58V195H61ZM74 194H72V195H74ZM151 197L148 198V199H150V201L153 200V199L151 200ZM241 197H242V200L244 198V201H241ZM40 198L43 200L42 196ZM57 198H58L57 196L56 197L54 196V198L52 197V199H53L52 201H54V199H57ZM158 198H160V196ZM158 198H156V199H158ZM201 198H203V197L201 196ZM238 198H240V199H238ZM245 198H246V200H245ZM148 199H147L146 202H150ZM163 199H164V197H163ZM39 201H40V199H39ZM98 201H97V203H98ZM105 201H106V198H105L104 202ZM154 201H156L155 203H158L160 201V199L159 200H153L152 202H154ZM127 202H129V201H127ZM105 203H107V201ZM160 203H162V202H160ZM37 204H38L37 207H39V203H37ZM101 204H103V203H101ZM110 204H111V201L108 204H105V206L106 205L109 206ZM113 204H114V202H113ZM131 204L130 205L127 204V205L129 207H131ZM149 204H147V205H149ZM233 204H235V205L236 204H240L241 205V208L239 209V212L236 215L233 214L232 216H230L231 214H229V216L228 215L227 216L223 215L224 212H226L228 210L231 211L230 206L231 207L234 206ZM135 205H137L138 207L137 206L135 207ZM157 205H159V204H157ZM124 206L122 205L121 208L124 207L126 209L127 206L125 204H124ZM144 206H142V207H144ZM153 206H154V208L157 207L156 205H153ZM161 206L162 205H160V207ZM60 207L61 206H59V208ZM147 207H150L152 210L150 208H147ZM233 208H235V207H233ZM236 208H237V206H236ZM238 208H239V206H238ZM149 210H151L152 212H153V210L156 211V213L155 212H153V213H155L157 217L153 218L150 215L148 216L147 214H141L140 215V213H143V212L146 213ZM176 210H179V209H176ZM232 210H234V209H232ZM46 211L48 212V210H46ZM107 211H109V212H107ZM118 211H121V210H118ZM49 212H51V211H49ZM105 212L107 214H105ZM152 212H151V214H152ZM177 212L181 213V211H177ZM261 212H264V211H261ZM147 213L149 214V212H147ZM173 213H176V212H173ZM180 213H178V214H180ZM112 214H114V215H112ZM130 214H132V215H130ZM134 214H135V216H134ZM136 214H139V215L137 216ZM155 214H154V216H155ZM125 215H127V216H125ZM250 215L248 217H250ZM259 215H260V213L257 216L260 217ZM263 215H262V218H263ZM163 216L165 218H163ZM257 216H254V217L257 218ZM71 217H73V218L70 219ZM174 217L172 219H174ZM255 218H253V219L255 220ZM197 219H198V222H196ZM199 219H202V221L200 220V222H199ZM245 220H247V219H245ZM263 220L261 219V221H263ZM258 221L260 222V218H259ZM62 222H65V223H62ZM254 222L253 223L250 222V223H248V225H247V222H246L247 230H245L246 233L245 232L244 233L248 234L250 236L249 240H247L248 236L247 237L244 236V238L241 237L243 239L246 238L245 239L246 241L242 240L241 243L239 242V244H243V245L239 246V244H236L239 247H236V245H235V247H232V248L230 247V249H231L230 255H235L236 256V254H238L236 258L232 257V258H234V260L232 261L231 264H238L240 262L241 263L242 262L246 263V261L249 260L252 256L255 255V257H256V255H257V253H259V251L264 250V231H263V229H261V228L264 227V221L262 223L260 222L259 225H257L256 222L254 224ZM61 224H63V225H61ZM57 225H59L61 228L58 227L59 229L56 228V230L53 231L52 228L53 227L55 228V226H57ZM143 226H145V229H143ZM240 226H242V225H240ZM50 229H52V230L47 232V230H50ZM141 229H143V230H141ZM149 229H151L152 231L148 235L145 232L149 231ZM228 229H229V227H228ZM44 230H45V232H43ZM217 230L218 231L212 233L211 236L209 235L208 236L209 238L206 236V238H208V239L205 238L206 241H210V243L212 244V247H213V243H217V242L216 241L214 242L213 240H210V239H212L213 237L215 238L216 236H218L219 233H222V231H224V229L221 232H219V229H217ZM231 230H232V228H231ZM241 230H240V232L244 235V233L242 232L244 230H242V231ZM237 231L239 233V229H237ZM38 232L39 233H43V234L45 233V235L44 236H39L37 234ZM46 232H47V234H46ZM228 232H227V234H228ZM144 233L148 237V239H146V241H143V240L140 241V237L139 236H141V238H142ZM236 234H237V232H236ZM236 234H235V236H236ZM33 235H35V236H33ZM36 235L38 237L37 239H35ZM221 235L222 234H220V236ZM223 235H225V234L223 233ZM27 236L28 237L31 236V237L28 238ZM240 236H242V235H240ZM24 237L29 239L28 240L29 243L27 242V239L23 240ZM128 237H129V239H131V237H132V239L131 240L126 239ZM33 238L35 240H31ZM203 240H204V238H203ZM218 240H220V239H218ZM236 240L238 241L239 239H236ZM22 241H23V243H26V242L27 243L19 245V243L20 242L22 243ZM200 241L198 242L199 244H200ZM233 241H231V243ZM194 243L195 242H193V244ZM234 244L235 243H233V246H234ZM201 245L205 246V243L201 244ZM224 246H226V244ZM204 248H207V247H204ZM219 248H221V247H219ZM226 248L229 249V247H226ZM198 249H202V246H200V247L198 246ZM198 249H196V251H197L196 253H198V251H199ZM190 251H191V253H190ZM244 251H249L250 253L248 252L249 254H247V253L245 254ZM210 252H212V250H210ZM223 252H225V251H223ZM198 254L200 255L201 253H198ZM220 254H222V253H220ZM211 255H213V254L211 253ZM216 255L217 254L215 253L214 257ZM230 255H228V258L230 257ZM260 255H262V254H260ZM188 257H186V258H188ZM208 257H210V256H208ZM262 257H260V258H262ZM194 258H196V256ZM197 259H201L202 260L201 257L197 258ZM257 259H259V258H257ZM173 260H174V258H173ZM221 260H222V258H221ZM262 260H264V259L262 258ZM194 261H197V262L193 263V261H192L193 264L198 263V260L194 259ZM214 261H216V260H214ZM217 262H219V261H217ZM254 262H256V261L254 260ZM258 262H260V261H257V263ZM175 263H177V262H175ZM175 263H173V264H175ZM180 263H181V261H180ZM211 263L212 262L210 261V264ZM229 263H227V264H229ZM257 263H255V264H257ZM208 264H209V262H208ZM224 264H226V263H224Z\"/></svg>",
  "mask_w": 264,
  "mask_h": 264
}]
</instances>
